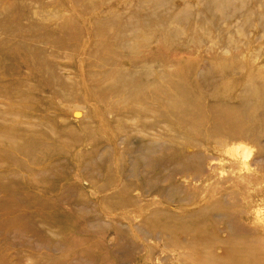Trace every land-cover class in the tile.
Masks as SVG:
<instances>
[{
    "label": "rangeland",
    "instance_id": "obj_1",
    "mask_svg": "<svg viewBox=\"0 0 264 264\" xmlns=\"http://www.w3.org/2000/svg\"><path fill=\"white\" fill-rule=\"evenodd\" d=\"M260 207L264 0H0V264H250Z\"/></svg>",
    "mask_w": 264,
    "mask_h": 264
},
{
    "label": "bare ground",
    "instance_id": "obj_2",
    "mask_svg": "<svg viewBox=\"0 0 264 264\" xmlns=\"http://www.w3.org/2000/svg\"><path fill=\"white\" fill-rule=\"evenodd\" d=\"M247 156H248V150L245 149ZM254 218L256 221V224L260 225L263 229H264V212H262L261 207L256 209V211H254ZM259 229V227L257 228ZM252 258L250 259V264H255L257 262V264H264V256L263 253H260L258 256H253L251 255Z\"/></svg>",
    "mask_w": 264,
    "mask_h": 264
}]
</instances>
